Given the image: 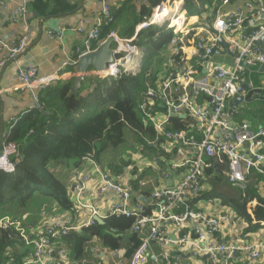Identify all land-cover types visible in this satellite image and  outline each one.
Here are the masks:
<instances>
[{
    "label": "built area",
    "instance_id": "2783aa9c",
    "mask_svg": "<svg viewBox=\"0 0 264 264\" xmlns=\"http://www.w3.org/2000/svg\"><path fill=\"white\" fill-rule=\"evenodd\" d=\"M181 0H165L156 5L151 14L142 21L138 30L146 29L149 25H163L170 23L155 21V15L161 13L166 7ZM210 12L211 19H205L206 23L192 27L189 17H184L179 31L175 29V35L170 41L175 49V60L180 67L175 73L160 77L157 82L158 92L148 88L144 93L139 111L145 120L153 127L155 138L148 140V147L157 148L160 144L162 150L172 151L174 147L185 146L193 149L190 156H186L170 165V169H179L182 179L174 188H157L153 190L147 199L158 207L154 212H144L140 202L131 205V193L135 191L133 183H145V179L137 173L135 178L123 184L111 179H105L97 161L92 155L84 157L91 162L96 173L101 177V183L96 189L101 196L106 191L116 194V201L109 207L108 216H124L133 219L132 229L138 236V243L133 249L126 264H147L153 243L162 248V264H179L178 256L173 254L174 248L186 247L200 254H207L212 264H232L233 257L237 253L244 254L249 260L255 261L264 250V243L255 242H216L212 239L224 223L230 221L231 214L228 210L216 215H207L193 209L189 199L199 196L203 190L205 170L218 164L226 165L225 176L227 181L240 188H244L252 172L262 175L258 185L264 188V126L252 128L249 123H232L228 120L225 109L230 101L238 96L246 98L255 89L250 81H246L245 72L255 65H264V22L260 23L264 11L259 4L247 1L244 5H234L231 0H216ZM0 5L8 6L0 0ZM182 14H185L180 5ZM24 6L11 10V20L17 22L26 14ZM185 16V15H183ZM112 21V8L102 0V8L96 19V23L87 33L84 43V52L95 50L94 43L100 35V27L103 21ZM204 20V21H205ZM190 23V24H189ZM191 30L203 31L200 39L193 40L191 57L183 55V44ZM48 35H58L50 31ZM205 34V36H204ZM112 38L115 51V59L108 64L107 69L96 73V77L116 78L120 74L133 73L136 63L143 55L141 47L133 43L135 37L123 38L115 30H111L106 38ZM28 40L25 36L17 41L6 42L0 39V68L17 58L26 50ZM79 54V55H80ZM228 55L230 64L218 62L216 57ZM79 57V56H78ZM192 60L191 62L188 61ZM78 60V59H77ZM77 60L63 63L76 64ZM133 62L131 68L127 67ZM62 68V67H61ZM58 68L54 72L39 76L32 65L18 69V83L12 89L29 92L39 104V93L63 78V71ZM149 93L156 94V99L161 98L160 103L152 100ZM181 115H185L181 117ZM185 119L186 129L173 130L171 118ZM190 119L192 124L187 123ZM5 135V134H4ZM3 135V136H4ZM143 151L144 146L138 148ZM153 155L162 158L163 151ZM18 150L14 143L2 142L0 146V170L12 173L18 157ZM141 157V156H140ZM165 176H168L166 174ZM90 177L81 174L73 183V194L78 206L91 208V214L80 226H71L66 223L46 224L42 230L33 233L27 230L22 219L3 215L0 217V228L11 229L13 233L27 246L32 247L29 258L21 264H64L67 256L65 248L55 246L53 240L63 230L86 228L96 224L97 218H101L98 211L91 204L82 201ZM99 218V219H100ZM197 221L194 228V237L187 233H171L164 225L172 222L174 230L183 228L188 220ZM205 241H208L205 244ZM6 264H17L9 261Z\"/></svg>",
    "mask_w": 264,
    "mask_h": 264
},
{
    "label": "crops",
    "instance_id": "0c3cea01",
    "mask_svg": "<svg viewBox=\"0 0 264 264\" xmlns=\"http://www.w3.org/2000/svg\"><path fill=\"white\" fill-rule=\"evenodd\" d=\"M1 1H3L8 6V8L0 5V39L6 42H12L17 41L22 36H25L28 40V46L16 61H11L4 67L0 68V138L8 132V130L15 124L21 115L31 111L35 107V101L29 92L25 90L12 89V87L18 83V69L32 65L36 68L37 74L42 76L50 74L62 67V79L71 80L74 84L76 64H68L63 66V63L75 61V55H79L82 52L84 39L89 30L94 27L98 14L102 8V0H57V4L56 2L50 3V10H57L56 6L60 8L62 4L66 5L71 10L66 14L46 18L40 17L38 12L32 8L31 3L34 0ZM104 1L110 5L112 9L121 7L123 2H125L124 0ZM231 1L233 2V6L244 5V3L247 1H252L255 5L259 4V0ZM147 5V0H132L127 2L126 8L122 14H120L115 19V31L121 37L126 38L127 36L125 35V32H129L132 24L137 20L134 24L133 34L131 35V37H136L140 31L138 30L139 24L147 18L144 16L142 20L139 19L143 7H147ZM174 5L172 6L174 7ZM22 6H24L27 11L25 16L21 17L19 21L13 22L11 20V10ZM181 6L183 7V0H181ZM261 7L264 11V5ZM181 12L182 11L179 7L177 11L179 21L174 23V25L176 23L177 25H173L174 27L178 28V31L182 27V19L184 17L188 18L186 13L182 14ZM207 13L208 12H205L202 16H189L192 27H195L196 25L198 26L199 24L204 25V20L207 18ZM168 16H170L169 12L166 14L167 18H169ZM168 21L169 23L171 22V20ZM259 22H264V13H262V17ZM170 28L172 29L173 27ZM48 31L54 34L58 33L59 36H50L47 34ZM201 35H203V31L199 32L197 30H191V33L187 36V38L184 39V49L182 51L183 55L185 54L187 57H191V52L193 50V40L195 41L200 39ZM174 51V47L170 44L167 45L163 50L158 51V57L160 55L159 53H162V57H160L161 62L155 61L152 64V66L159 71L155 83L158 82L160 77L170 73H175L180 67V64H177V60H175L177 57ZM142 57L140 58V61L136 63L137 68L135 71L137 72L140 69ZM189 59L188 61L191 62L192 60ZM216 60L226 64H230V62H232L228 55L216 57ZM130 63L131 65L127 64L128 68L133 66V62L131 61ZM255 67V73H257L260 78L259 86L255 87V89L251 91L246 98H243V101L239 102L237 106L233 105L231 107L230 113L229 104H227L225 109L226 113L230 115L228 116V120L230 122H247L252 128L264 126V108L261 106L262 103H264V65H255ZM251 68L247 72H252ZM95 76L96 75L94 71L90 69L89 75L85 77L79 89H84L86 86H89V78H94ZM246 81H250V79H247ZM148 88L154 89V86H149ZM153 95L154 98L151 97V99L156 101V94ZM252 101L257 103L255 108L249 107V104L252 103ZM244 107H247V110L251 109V112L245 113ZM235 114L237 115L235 116ZM186 120L187 123L192 124L190 119ZM128 147H132V150L128 152L130 153L131 158L136 161H140L139 158L142 157L148 158L151 159L152 165H145V167L139 168L133 163L126 162L123 157H120L116 160L112 159L107 162H102L100 160L97 162V164H99L101 171L104 173L105 179H108L107 177H109L111 180L115 182H122L123 184H126L131 180L132 182L133 180H137L134 176L137 173H144L146 176L144 177V175H142V177L145 179V183L141 185L140 183L135 182L137 189H135V191L130 194V203L131 205H135L136 202H140L143 206L144 212L150 214L158 207V205L156 206L154 203H152V201L147 199L150 193L157 189L154 186L162 184L165 180L170 181L171 184L170 187L163 188H174L177 186V184L182 179L181 172L179 169L174 170L170 169L169 167L172 163H175L186 156L192 155L194 150L185 146H177L174 147L172 151L164 152L160 144L157 145V148L149 146V148L146 149V152L140 151L138 149L139 146L137 143H129ZM161 150L163 151L162 154L160 153L162 158H158L159 160H157L156 156L153 154ZM121 159L125 162V164L123 166L121 165L122 168L120 173H116L114 171V165L121 164ZM135 169L137 170L136 174L134 173ZM214 169L217 171V173L221 172L225 176V171L227 169L226 165L218 164L214 166ZM50 170L65 185L68 197L71 201V207L65 209L57 205L49 198H44L42 196L36 197L34 203L29 206L30 208L34 205V209H20L17 211V214H20L21 217L15 216L23 220L27 230L31 232V235L32 232L36 233L42 230L46 224L66 223L75 227L80 226L86 219L89 218V215L92 212L91 208L78 206L72 190L74 180L81 174H86L90 177V181L83 192L82 201L91 204L92 207L98 211L99 215L102 216L101 218L99 217L101 222L97 221L96 223H103V221L106 220L107 216H104L108 213L109 207L116 201L117 197L116 194L111 190L106 191L101 196L97 195L96 189L102 181L101 177L94 170L91 162L83 159L81 165L77 167L58 163L51 165ZM166 174H168V176H165ZM215 176V171L209 178L204 176L202 192L210 193V196L206 197L204 195L203 199L200 200L196 199L197 196L189 199V204L193 209L199 210L200 212H203L207 215H216L225 210H228L231 214L230 221L222 225L219 231L215 234L214 239L209 238V240L212 239L216 242L264 243V227L252 229L251 226L248 225L247 221L244 218L238 216L227 204L226 201L228 199L224 200L223 198L225 197L222 195L218 196L214 193V186L217 184V181L221 180L220 178L216 179L217 176ZM212 178L215 179V183H213L214 181H211ZM256 182V179L250 176L246 184L249 183L248 186L256 188L257 194L261 197H264V188L261 185H258ZM227 188V193L229 195L228 198H241L240 195L232 193L229 190V187ZM140 196H144L147 201L145 202L139 200ZM257 202V199L254 198L247 203V212L252 217V209L257 204ZM254 223L255 221H253L252 224ZM164 225L169 231H171V233H187L191 237H194V228L197 225V221L191 219L186 221L183 228L179 229L178 231L174 230V225L172 222H166ZM89 227L71 229L67 232V235L61 232V234L53 240L55 246L66 249L67 256L65 263L68 261L69 264L72 262H76L78 264H104L103 259L106 255L109 256L107 264L127 263L128 258L131 255L130 253H132L139 241L138 236L133 232L132 225L125 230L107 229L106 234L108 237L116 241V246L114 247L106 244V241L103 238L90 235L89 231L86 230ZM119 232H125L126 234L124 236H121L120 234L115 236L113 235V233ZM75 233L79 235L77 236ZM75 239H77L76 243L73 242ZM207 243L208 241H205V244ZM23 245L26 248L27 245L24 243ZM27 247H29V253L22 259L21 263L26 261L32 253V247ZM71 249H73V252ZM161 252L162 248L159 245L153 243L151 245V253L147 264H162L160 256ZM173 254L178 256L179 264H212L211 259L207 254H200L186 247L174 248ZM191 258L192 260H190ZM232 264H264V250L261 251V256L255 261L249 260L242 253H237L233 257Z\"/></svg>",
    "mask_w": 264,
    "mask_h": 264
},
{
    "label": "trees",
    "instance_id": "16d2710c",
    "mask_svg": "<svg viewBox=\"0 0 264 264\" xmlns=\"http://www.w3.org/2000/svg\"><path fill=\"white\" fill-rule=\"evenodd\" d=\"M56 1L34 0L31 6L40 17L46 18L66 14L71 10L64 4L60 8L56 6L57 10H50V3ZM124 1L121 7L112 9V21H103L94 47L102 43L111 30H115V19L122 14L127 2L132 0ZM163 1L165 0H147L148 5L143 7L139 19L148 17L152 8ZM214 2L217 1L183 0V10L188 17L202 16L208 12L207 19H211L209 15ZM135 22L130 31L125 32L126 38H131ZM174 28L178 31L177 27ZM173 36L171 28L166 29L156 24L140 30L133 41L143 49L139 71L134 74L124 72L116 78H89L90 91L84 95L81 94L83 88L73 92V81L63 79L40 91L38 102L49 114L42 116L39 109L34 107L21 115L0 138V145L2 142L14 143L19 154L18 157H13L16 164L12 173L0 170V217L18 216L17 211L28 208L34 203L36 196L49 198L65 209L71 207L66 187L51 172V165L61 163L77 167L88 155L99 162L106 153L113 152L125 143L128 131L135 137L137 144L149 148L146 141L155 138V131L140 113L139 105L148 87L153 86L157 80L159 71L152 64L155 61L161 62L158 51L169 45ZM78 56L75 55L74 59L77 60ZM255 69L254 66L251 68L252 72H245L244 77L246 80L250 79L254 87H258L260 78ZM171 126L173 130L186 129L185 121L179 117L171 118ZM120 162L121 164L114 165L116 173H120L125 164L122 159ZM214 171L216 179H222L224 174L217 173L214 167L207 168L204 176L209 178ZM136 172L135 169L134 173ZM142 175L144 173L140 174L141 177ZM251 176L256 179V183L262 179V175L254 171ZM211 181L215 183L214 178ZM133 184L134 189H137L136 183ZM204 195L207 197L211 194L201 192L196 199H203ZM240 197L226 202L252 229L264 227V197L258 195L257 189L248 184L241 189ZM254 198L258 202L252 209V217L247 212V203ZM132 222L130 217L113 215L86 230L90 235L99 236L106 244L114 247L116 241L108 237L107 229L125 230L131 227ZM13 234L0 228V264L9 261L21 263L29 253V247L25 248L19 237Z\"/></svg>",
    "mask_w": 264,
    "mask_h": 264
},
{
    "label": "rangeland",
    "instance_id": "374dc122",
    "mask_svg": "<svg viewBox=\"0 0 264 264\" xmlns=\"http://www.w3.org/2000/svg\"><path fill=\"white\" fill-rule=\"evenodd\" d=\"M204 23H206V20L204 21ZM160 27H165L166 29H170V28H168L167 27V24H163V25H161ZM172 30H173V34L175 35V29L174 28H172ZM160 55H159V57H162L161 56V54L162 53H159ZM134 73H137V71H134ZM96 77V76H95ZM99 78V77H98ZM154 90H155V92H156V94L158 95L159 94V92H158V85H157V83H155L154 85ZM83 91V92H82ZM82 94L84 95V94H86V93H88V91H90V86H86L84 89H82ZM161 102V98L160 97H158V99L156 100V103H160ZM257 106V103H255L254 101H252V103H250L249 104V107L250 108H255ZM263 108H264V103H262V105H261ZM244 110H245V113H249V112H251L250 110L251 109H248L247 110V107H244ZM125 143L123 144V145H121L120 146V148H118V149H116V150H114L113 152H108V153H106L103 157H102V159H101V161L102 162H107V161H109V160H112V159H114V160H116V159H119L120 157L122 158L123 157V159L126 161V162H128V163H133L134 165H137L139 168L140 167H145V165H148V166H151L152 165V161H151V159H148V158H144V157H142V158H139L140 159V161L139 160H134L133 158H131V156H130V153H128V152H130L131 150H132V147H128V144L129 143H136L137 141H136V139H135V137H133L132 136V134L128 131V132H126V134H125ZM139 145H142V144H138V146ZM145 148V147H144ZM150 150V149H149ZM143 151H145L146 152V148L145 149H143ZM121 155V156H120ZM146 175H144V177H145ZM170 181H168V180H165L162 184H160V185H155L154 187L155 188H161V187H170ZM249 184V183H248ZM227 187H229V190L232 192V193H235V194H238V195H241V189L240 188H238L237 186L236 187H234V186H231L229 183H228V181H227V178L225 177V176H222V179L221 180H219V181H217V184L214 186V193L215 194H217L218 196L219 195H222L223 197H225V198H223L224 200H229L230 198H228L229 197V195H228V193H227V191H228V188ZM262 191V190H261ZM36 197H39V196H36ZM215 198H219V197H215ZM222 200V199H221ZM37 201H38V199H37ZM36 203H38V202H36ZM29 208V207H28ZM28 208H26V209H28ZM34 209V205L33 206H31L28 210H30V209ZM18 215V217H21V215L20 214H17ZM28 221H29V219H28ZM112 234V233H111ZM121 235V236H124L126 233L125 232H119V233H113V235L115 236V235ZM75 235H79V234H77V233H75ZM74 243H76L77 242V239H75V241H73ZM72 250V252H73V249H71ZM71 253V252H70ZM69 257H70V255H69ZM108 260H109V256H104V259H103V263L104 264H107L108 263ZM190 260H192V258L190 259ZM66 262V261H65ZM64 264H69L68 263V261H67V263H64Z\"/></svg>",
    "mask_w": 264,
    "mask_h": 264
},
{
    "label": "water",
    "instance_id": "95a60500",
    "mask_svg": "<svg viewBox=\"0 0 264 264\" xmlns=\"http://www.w3.org/2000/svg\"><path fill=\"white\" fill-rule=\"evenodd\" d=\"M115 51L112 44V38L108 37L106 38L102 43L99 44V46L89 52H84L79 55L78 60L76 62V75L74 77V84L72 87L73 92H77L81 86V83L84 81L85 77L89 75V70L92 69L94 73H98L101 71H104L107 69L108 64L113 62L115 59ZM149 96L154 98V95L152 93H149ZM243 101V97L238 96L232 101L229 102L230 110L233 105L237 106L239 102ZM35 107L39 109L41 112V115H48L49 112L44 109V107L40 104H35ZM185 115H181V117H184ZM110 179L109 177H107ZM139 200L141 201H147V199L144 196H140ZM98 222H101L99 218H97ZM7 231L11 234H13V231L11 229H7ZM66 230H63V233L67 235ZM71 264H78L76 262H72Z\"/></svg>",
    "mask_w": 264,
    "mask_h": 264
},
{
    "label": "bare ground",
    "instance_id": "6f19581e",
    "mask_svg": "<svg viewBox=\"0 0 264 264\" xmlns=\"http://www.w3.org/2000/svg\"><path fill=\"white\" fill-rule=\"evenodd\" d=\"M180 5H181V1L180 2L177 1L175 3L174 7L173 6L167 7L161 13H157L155 15V21H157V22L165 21L166 14L169 12L170 16H168L169 18L166 17V20H171L169 27H174L175 25H177V23L175 25H174V23L179 21L178 16H177V11H178ZM181 16H180V19H181ZM128 64L131 65L130 62Z\"/></svg>",
    "mask_w": 264,
    "mask_h": 264
}]
</instances>
